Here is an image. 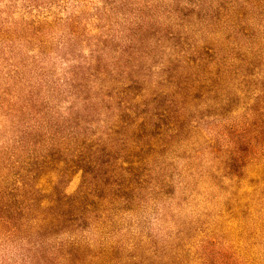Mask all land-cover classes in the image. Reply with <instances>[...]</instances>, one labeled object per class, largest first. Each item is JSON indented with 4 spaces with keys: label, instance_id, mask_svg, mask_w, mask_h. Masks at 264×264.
<instances>
[{
    "label": "rangeland",
    "instance_id": "obj_1",
    "mask_svg": "<svg viewBox=\"0 0 264 264\" xmlns=\"http://www.w3.org/2000/svg\"><path fill=\"white\" fill-rule=\"evenodd\" d=\"M204 46L228 67L191 100ZM254 111L264 126V0H0V205L20 175L37 207L49 186L91 190L125 150L148 160L126 198L107 201L110 222L76 232L82 264H264V178L249 156L222 163ZM144 123L163 135L142 156ZM33 216L0 212V264L53 250Z\"/></svg>",
    "mask_w": 264,
    "mask_h": 264
},
{
    "label": "trees",
    "instance_id": "obj_2",
    "mask_svg": "<svg viewBox=\"0 0 264 264\" xmlns=\"http://www.w3.org/2000/svg\"><path fill=\"white\" fill-rule=\"evenodd\" d=\"M195 50L201 53L198 59L205 61V63H197L193 75L200 76L197 72V70H201L200 68L204 70V72L201 70L202 76L208 75L205 79L204 76L203 79H190L191 82L186 89L189 92L191 100L197 98L195 93L199 91V84H204L207 91L213 90L214 84L222 79L223 72L228 67L225 64V57L218 48L204 46L195 48ZM208 52L211 54H208ZM208 63L212 64V68L206 69V64ZM171 82L178 83L175 84L172 94L180 93L184 89L181 87L180 82L176 80H172ZM179 100L177 109L181 113L185 107V103L181 99ZM170 101L168 104H171ZM254 112L258 113L257 119L249 122L248 126L244 128L245 130L239 128L235 132L230 133L232 139L227 149L223 151L225 161L222 163L225 169L226 165L228 169H231L234 162L241 163L242 159H245V156H249L254 166L255 175L264 178V126H261L262 123L260 121L263 113ZM162 116L165 117L167 115ZM142 119L144 120V118ZM257 121L258 125L262 127L260 131L258 130L259 128L255 127ZM148 125L144 123L141 131L143 132L145 129L149 130V143H142V145L135 148L142 156L147 150L153 148V144L150 141L158 143L159 147L162 145L160 137L163 134L161 132L153 133L152 127L155 129H158V127L156 125ZM251 128H254L253 131ZM248 133L249 135L252 133V136H250L248 141H244L243 137ZM226 134L229 133L226 132ZM43 149L42 168L46 169L47 164H50V157L54 155V152L49 145ZM125 152L128 157L127 160L121 162L115 160L110 164L109 170L101 173L97 186H94L91 190H84L83 187H80L74 195H67L58 191L55 186H49L48 192L42 191V205H38L37 207L34 206L33 198L36 195V191L33 189L25 190L23 185L25 176L20 175V181H18L17 188H15V196L11 200L5 201L3 205H0V212L12 213L13 211L22 209L25 212L29 211L34 214L30 220L34 222L31 223L34 227L42 229V248L45 245L53 249L49 252L42 250L44 254L42 256V264H82L80 256L84 254L85 247L80 244L79 239L75 240L76 232L82 229L84 231L88 228L103 226L107 222H110L109 216L112 210L110 205L112 203L107 201L125 199V192L129 190L127 187L131 184L134 176L148 164L147 159L144 161V159H139L143 157L138 156V154L134 155L132 149H129V151L125 150ZM120 183H123V186ZM25 196L28 197L26 198ZM19 199H22V201L20 202ZM12 200H14V203ZM96 201L100 203L95 207L93 204ZM21 225L20 223L12 227L16 229L21 227ZM47 243L50 244L47 245ZM94 258H97V255Z\"/></svg>",
    "mask_w": 264,
    "mask_h": 264
}]
</instances>
